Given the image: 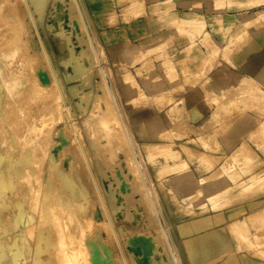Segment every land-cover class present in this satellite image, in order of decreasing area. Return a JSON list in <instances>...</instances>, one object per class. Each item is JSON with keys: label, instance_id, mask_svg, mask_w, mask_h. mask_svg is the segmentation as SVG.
I'll return each instance as SVG.
<instances>
[{"label": "rangeland", "instance_id": "374dc122", "mask_svg": "<svg viewBox=\"0 0 264 264\" xmlns=\"http://www.w3.org/2000/svg\"><path fill=\"white\" fill-rule=\"evenodd\" d=\"M190 6L179 7L178 13L170 0H32L38 36L59 85L37 95L33 91V96L30 83L47 65L42 45L37 36L25 34L20 0H0V143L26 139L31 144L27 168L39 159L38 171L43 163L40 173L34 170L22 177L25 188L32 184L29 194L21 196L13 183L4 190L7 205L0 202V228L10 226L17 205L27 214L24 229L38 224V233L21 238L16 264H31L36 243L41 264H59L62 256L46 259L47 243L64 233L62 219L60 233H54L58 226H52L53 215L63 200L72 201L71 190L79 187L86 190L87 199L76 198L74 210L84 205L92 218L82 234L86 264H120L123 255L128 264H139L144 257L151 264H187L178 230L187 228L183 235H191L208 229H191L201 220L218 225L245 214L241 204L256 197L251 191L254 179L237 177L230 159L236 160L239 150L227 155L220 139L228 135V127L236 128L238 136L242 123L261 122L262 116H224L226 95L220 92V81L228 79L236 86L235 64L240 57H253L252 42H264V0L200 2L195 5L199 17L187 14ZM207 62L216 64L214 83L200 84L196 74L201 69L203 75L210 73L200 66ZM207 89L219 97L208 105H216L211 114L198 120L197 96ZM245 91L253 95L255 88ZM59 94L66 108L56 100ZM235 101L238 110L250 99L243 94ZM252 106L246 104L243 111L254 112ZM62 136L81 139L93 183L84 161L72 145L62 143ZM194 161L196 170L191 167ZM38 176L42 188L34 182ZM261 181L264 185V178ZM36 194L46 195L44 202L40 196L35 214L36 208L28 204ZM232 206L238 209L230 211ZM255 208L250 206V211ZM166 236L171 249H166Z\"/></svg>", "mask_w": 264, "mask_h": 264}, {"label": "crops", "instance_id": "0c3cea01", "mask_svg": "<svg viewBox=\"0 0 264 264\" xmlns=\"http://www.w3.org/2000/svg\"><path fill=\"white\" fill-rule=\"evenodd\" d=\"M170 1L178 7V13L181 8L190 4V8L185 10H190L187 14L194 17H199L198 14L201 13L197 10L198 7L196 8L195 5L200 2H209V0ZM229 19H231V17ZM260 30H264V25L260 27ZM209 32L211 33V29H209ZM249 50L255 52L253 57H240L238 64H235V66L238 67V75L236 77V82H238V84L232 86L230 84L231 80L228 81V79H222L220 81V85H224L221 87L220 92L226 95L222 109L224 111V116L231 112L239 113L240 115L246 114L248 116L255 114L256 120L257 116L260 115L262 116L260 119L261 122L255 121L254 124H252V122L242 123L243 125L241 124L240 127L237 128V130L240 131L238 136L236 128L228 127V129H226L229 130L228 135L220 140L227 155H231L235 150H239L237 159H230L231 165H233L237 177L240 180L254 179V186L251 191L256 197L254 200L241 204L244 207L245 214L238 220L232 221L225 218V221L218 225H212L211 220H201L198 224L191 226V229H193V227H207L208 229L186 236L183 234L188 231L187 228L182 227L181 230H178L182 253L187 264H264V185L261 181L264 178V126H262L264 125V42H252ZM223 65L225 66V63ZM196 66L199 65L196 64ZM200 66L201 68L206 67L205 71L210 68V73L206 75H203L204 70L202 69L197 72L196 77L198 80L200 79V84L205 81L207 83H214L212 80L214 78V66H216V64H214V62L211 64L207 62ZM227 67L230 68V65L228 64ZM250 87L255 88L253 95L250 93L247 95L245 91ZM218 94L219 93L213 92L210 89L204 90L202 96L198 94L197 97L200 100L195 106L194 112V114L198 116V120L201 115L211 114L216 105L209 108L208 105L214 97H219ZM243 94H246V99L248 98L250 102H253L252 108L254 112L250 109L243 111L246 104L250 102H246L245 106L241 103L238 106V110L233 107L236 103L235 100L240 99ZM239 102L240 100L238 103ZM197 126L199 127V123ZM242 130H246V133H243ZM236 137H239V139L236 140ZM248 137H253L254 142L250 141ZM194 164L196 165L191 167H193V170H196L195 167H199L198 161H194ZM253 205H255L256 208L250 211V206ZM237 209V206L229 208L230 211ZM256 213L260 216L254 215ZM250 216H255L256 218ZM187 242H190L191 245L190 253L187 249Z\"/></svg>", "mask_w": 264, "mask_h": 264}, {"label": "bare ground", "instance_id": "6f19581e", "mask_svg": "<svg viewBox=\"0 0 264 264\" xmlns=\"http://www.w3.org/2000/svg\"><path fill=\"white\" fill-rule=\"evenodd\" d=\"M30 2H32V0H20V3H21V13L20 14H23V16H24V20H22V24L27 29V33H25L26 36H27L28 32H30L31 38L33 36L34 37L37 36L39 38L40 44L42 45L41 46L42 47V51H43L42 52V58L46 59L45 61L47 62V65H45V68L41 69L39 72H37V78L32 80V81L30 80L31 81V83H30L31 87L29 86V88H30L31 92L34 91L36 93V95H37L39 92H43L44 90L47 91L50 87H52L54 85L57 86V87H59V85H58V82H57V78L55 77L56 75H54V72L52 70L51 63L48 60V57L46 56V51H45V47H44L45 45L43 43V40L41 39L40 36H38L39 33H38L37 23H36V20H35V18L33 16L32 9L30 7ZM4 54H5V56L7 55L6 53H4ZM14 61H13L12 64H14ZM12 66H14V65H12ZM28 68L29 67H27V69ZM6 69H8V68H6ZM29 69H31V68H29ZM12 70H10V71H12ZM5 74H8V73L5 72ZM16 76H19V75L16 74ZM8 77H9V75H8ZM21 77H22L21 79L26 80L25 79L26 77L25 78H23V76H21ZM16 80H18V79H16ZM25 83L27 84V82H25ZM11 84H12V82H11ZM0 85H1V83H0ZM16 87H17V85H16ZM34 92L32 93L33 96L35 95ZM15 93H17V92H15ZM19 94H18V96H19ZM21 94H20V96H21ZM13 96H15V95H13ZM56 97H57L56 100H60L61 105L63 107L65 106V108H66V102H65L64 96L62 94H59ZM73 134H74V132H73ZM15 139H17V138H15ZM18 141H17V143L16 142H12L9 145H2L0 143V202L5 203L6 205H7L6 202H8V201L5 200V196H4L5 191L4 190L7 189V188H10L12 185L17 184V186L20 188V190H17V191H18V193H20L21 196H23L24 194L25 195L29 194V192H26V191H27V188L30 187V184H31L30 180H32L31 179L32 176L29 179L30 184L27 181V183L29 184V185L27 184L28 185L27 188H25V185L23 183H21L22 177H24L29 172H34V170L37 171V168H35V166H37L36 164H38V160L39 159L38 160L36 159L37 162L35 161L34 165H32L30 169L27 168L28 166H26V162H25V161H27V157L31 153L30 141H27L26 139L22 140V141L21 140H18ZM61 141H62V143L64 145H72L73 146L74 150H76V155L82 161H84V163H83L84 164L83 165L84 166V171L88 175L89 181L91 183H93L94 182V177L92 175L91 168H90V163H89L88 158H87L88 154H87L86 149L84 147V144L82 143V141L79 138V136H77V137L76 136H72L71 140L67 136H62ZM254 155H255V153H254ZM34 157H36V156H34ZM36 158H38V157H36ZM4 159L6 161H3ZM39 163H41L40 166L43 164L41 161ZM30 165H31V163H30ZM40 166H39L38 171H37L39 173H40V170H42V169H40ZM33 177L35 178L36 176H33ZM38 178H40V177L38 176L34 180V182L38 181V183L36 182V184H38L42 188V186L39 184V183H41V182H39V180L41 181V179H38ZM13 183H15V184H13ZM31 186H32V184H31ZM96 188L98 189L97 185H96ZM37 190H38V188H37ZM40 192H41V190L39 192H37V193H40ZM71 192H72V196H71L72 201L63 200L62 203L60 204V206H57L58 207L57 213L53 215V219H52V224L53 225L52 226H56V225L58 226V230L57 231L55 230L56 232H54V233L55 234L56 233H58V234L60 233V227H61L59 225L60 219L65 221L64 228H63V230H64L63 232L64 233L61 234L60 236L58 235V237L52 238V240L47 243L46 247L48 249L46 250V252H47V258L46 259L49 260V261H53L54 255H59V256H62V258H60L59 264H86V256L88 254V250L86 249V245H84V242H85L86 239H85L84 236H82V234L84 233L85 228L90 226L89 222L90 221L92 222V218L87 215L84 205H81V207L77 209L78 213L76 212V210H74V207H76V206L78 207L77 203H75L76 202V200H75L76 198L80 197V198H83V199L84 198L87 199V192L82 187H79V188H77L75 190L73 189V190H71ZM16 193H15V196L18 197V195H16ZM45 195L46 194H42V196H41L39 194H36V195H32V197L30 198V201H29V204H28V208L32 209L33 211L36 208L35 214H36V212H38L37 211V206H39V204L41 203V200H43V202H44L45 199H43V198L45 197ZM53 195L51 194V196H53ZM40 196H41L42 199L39 201ZM14 197L11 199V201H14V204H15L18 200H17V198L15 199ZM48 198L46 197L47 202H48V200H50V198L49 199ZM51 198H53V197H51ZM53 201H52V205H53ZM0 206L3 207L4 205H2L0 203ZM47 206H49V205L47 204ZM50 207H51V205H50ZM104 212L108 216V213L105 210H104ZM260 214H261V212H260ZM38 215H40V212L38 213ZM254 215H259V214L256 213ZM49 216H50V214H49ZM250 217H252V216H250ZM25 218H27V214L25 213V209H23L21 205H17V210L12 216V221L10 223V226L8 224H7L8 226L1 225L2 230L0 228V235L2 237H1V240H0V264H16L17 263V259H16L17 258V252L20 251V247H22L21 238H24V236H29L32 233V231L33 232L36 231L38 233V228H37L38 224H37L36 228L33 229V230H31L33 228V226H32L31 229L30 228L24 229L25 222L23 220ZM252 218H256V217L253 216ZM37 219L39 220V218H37ZM29 220H31L30 217L28 218V221ZM38 220H37V222H38ZM252 220H254V219H252ZM45 222H47V221H45ZM35 223H36V221H35ZM48 223H49V221H48ZM3 224H4V222H3ZM49 225H51V224L49 223ZM72 225H76L77 226L76 230L73 229ZM43 226L41 225V227H43ZM47 226L48 225H45V228ZM41 230H42V228H41ZM45 232H46V230H45ZM52 232H53V230H52ZM61 232H62V229H61ZM110 232L115 237L114 228L112 226H111ZM34 233H33V235L35 236ZM33 235H31L30 238H32V240L34 241ZM51 236L54 237V235H51ZM77 236H79V238H80L79 242H82L83 244L82 243L79 244L77 242V240H76ZM166 239H167V244H166L167 248L166 249H168V248L171 249L172 246H171V243L168 242L169 239H168L167 236H166ZM33 241L30 240V242H32V243H33ZM30 245H31V243H30ZM35 245H36L35 246V255L33 256V261L31 262V264H41V262H40L41 257H40V255H38V253L40 252V250H39V248L37 246L38 243H36ZM186 245H187L188 252L190 253V251H191L190 242H187ZM18 257H20V255ZM175 263L178 264L179 261L177 262V260H176ZM120 264H128V260L126 259V257L124 255L121 256ZM139 264H151V263L149 262L148 257H144L143 259L140 260Z\"/></svg>", "mask_w": 264, "mask_h": 264}]
</instances>
